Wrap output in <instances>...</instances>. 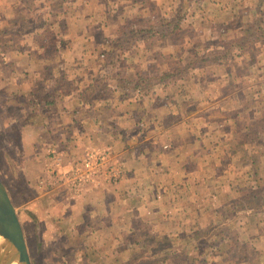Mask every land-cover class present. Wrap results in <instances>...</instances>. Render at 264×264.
Returning a JSON list of instances; mask_svg holds the SVG:
<instances>
[{
	"label": "crops",
	"instance_id": "crops-1",
	"mask_svg": "<svg viewBox=\"0 0 264 264\" xmlns=\"http://www.w3.org/2000/svg\"><path fill=\"white\" fill-rule=\"evenodd\" d=\"M29 2L38 24L9 50L15 66L2 68L0 80L3 96L18 106V128L7 130L22 150L12 161L33 164L60 128L68 151L90 139L109 144L124 168L117 185L77 197L55 188L20 205L51 258L78 261L86 244L110 264H264V206H234L264 188V37L251 25L264 19L257 7L264 2ZM170 19L181 20L174 39L149 37L150 27L170 31ZM126 38L123 48L117 41ZM168 64L188 67L144 96L119 99L112 91L115 74L133 79ZM97 74L110 78L114 99L109 110L91 112L104 101L102 91L94 96ZM86 85L91 91L83 94ZM36 168L37 178L30 172L28 179L37 190L43 170Z\"/></svg>",
	"mask_w": 264,
	"mask_h": 264
},
{
	"label": "rangeland",
	"instance_id": "rangeland-1",
	"mask_svg": "<svg viewBox=\"0 0 264 264\" xmlns=\"http://www.w3.org/2000/svg\"><path fill=\"white\" fill-rule=\"evenodd\" d=\"M260 2H264V0H259ZM255 2V1H254ZM25 7L28 9H23V6L21 5V2L17 4L16 0H0V80L2 81L3 76L5 75V71H13V65L14 63L11 61V55L9 53V48L8 44L11 43H16L19 45V37L24 35L33 25L38 21L36 16V10L32 9L31 5L33 4L32 2H29V0H24ZM32 13H30V10ZM61 9V6L59 7ZM39 18V17H38ZM192 33V32H191ZM14 36V38H13ZM9 38V39H8ZM8 39V44L6 43V40ZM6 43V44H5ZM92 47H89L88 49H85L87 52L88 58L92 55ZM22 61L23 62H29L30 60V55L29 56H22ZM15 66V65H14ZM4 70H3V69ZM3 70V71H2ZM24 74H26V71H23ZM264 74V73H263ZM96 78V91L94 93V96H98L100 92L104 89V83L107 82L109 84L110 78L105 76L104 74H97L94 76L93 79ZM264 80V76H263ZM88 81V80H87ZM4 88L0 86V180L4 184L8 195L11 199V202L13 206L15 207L17 216L19 218L23 234H24V239L25 243L27 246L28 254L30 257L31 264H110L109 261H107L104 257L99 256L98 254V248L95 246H90L85 244L84 248V255L81 254V251L79 250V259L76 261L75 258H69L66 261L60 260L59 257H55L54 260L51 258L50 254L47 253L45 240H43V246H45V249L42 247V242L39 241V235L36 231L35 226L33 225V222L30 220L34 219V216L30 215V213L25 211V208L21 207L22 203H24L26 200L30 198V196H33V193L36 192H46L51 190L49 187L46 189H41L38 187L36 188L34 186H31L30 180L28 179L30 172L36 177V172L37 168L40 165V169L43 170L46 161L52 155L53 153L50 152V150H58L59 152L63 151L64 153V160L67 159H72L76 160L75 158H79L81 155V152L84 150L85 146L90 144L94 147L100 148V149H110L111 151V156L114 159V161H117V165L121 170V177L122 178V173H123V164L121 161V158L119 155H117L116 152L110 147L109 144H98L92 141L90 139L88 143H85L84 146H82V150L79 152V149L76 148V146H73L72 152L68 151V149H71V146H68V139L63 135V130L60 128H56L54 130L53 136L49 139L47 142V145L45 150L43 148L42 152H37V156L34 159V162L32 164L31 161H28L24 164L18 163V160L16 159V163H14V157H18V153H20L19 150H22L14 144V141L18 140V137L14 136L17 135L15 133H12L11 131L7 130L8 125H10V129L16 130L18 126L13 124V121L15 120V113L17 112L18 109H16L18 106L15 105L10 101L9 98H5L3 96L4 93ZM109 93V90H107ZM249 95H251V92H249ZM261 95L264 97V81L262 85V91ZM5 98V100H4ZM96 103V102H95ZM93 104V103H92ZM3 107V108H2ZM91 111V110H90ZM92 112V111H91ZM6 127V128H4ZM73 137L70 140H76L78 139L77 134H72ZM85 136L89 137L88 135L85 134ZM11 141H9V139ZM8 139V142L6 141ZM2 141H5L4 143ZM67 142V143H66ZM70 144V143H69ZM9 146V147H8ZM2 148L6 150V152L2 151ZM15 148H18L19 150L16 151ZM25 151V149H23ZM23 152V151H22ZM25 153V152H23ZM39 159H38V158ZM41 161V162H40ZM18 163V164H17ZM42 176V174H41ZM39 176V179L40 177ZM38 179V180H39ZM37 180V181H38ZM120 180L117 182L113 181H108L104 182L101 181L97 186H89L86 188V190L91 188H97L100 185H117L119 184ZM37 184V183H36ZM102 185V186H104ZM59 190L62 192V194L65 197L73 196L77 197L79 195H73L72 192L68 190H64L63 188H59ZM84 192V191H83ZM17 193V194H16ZM70 199V198H69ZM69 201V200H68ZM20 206V207H19ZM233 214H227L225 215V218H229ZM31 222V224L29 223ZM58 246H61L59 243L57 244ZM74 248L76 246L74 245ZM61 249V248H60ZM42 250L44 251L42 253ZM100 250V249H99ZM54 261V262H53ZM63 262V263H61ZM142 264H152L149 262H144Z\"/></svg>",
	"mask_w": 264,
	"mask_h": 264
},
{
	"label": "trees",
	"instance_id": "trees-1",
	"mask_svg": "<svg viewBox=\"0 0 264 264\" xmlns=\"http://www.w3.org/2000/svg\"><path fill=\"white\" fill-rule=\"evenodd\" d=\"M61 4H62V1L60 2V5ZM257 7H259L260 9L261 16L264 17V8H262L261 5H257ZM180 22H181L180 19H170L169 21H166V25L172 27V29H170V31L168 32H166L165 29H161V28L157 30H155L156 28H153L155 30L154 31L151 29V27L147 29V32L150 34L149 37H154V36H157L158 38H166L167 36L170 37L172 33L179 28ZM37 24H38V21L34 23L33 25L36 26ZM33 25H31L30 28H32ZM251 25L255 27L256 31L260 30L261 32L259 35L261 37H264V19L263 18L260 24H257V22L254 21V23H251ZM28 31H30V29ZM128 35L129 37L135 36V35H141V32L131 33ZM171 37L172 39H174L173 35ZM8 39L6 40L7 44H8ZM126 41L127 43H125ZM117 43H119V45L121 46L123 45V48H126V44L131 43V40L126 38V39L118 40ZM17 46L18 45L14 42L11 44H8V48L10 50ZM173 65L174 64H168V66L164 68L153 67L151 69L141 71L139 73H136L133 79H128L126 77H123L121 74H115V76H113L112 78L118 82H116L115 85L112 86V91H117V93H119L118 95L119 99H126L129 96L132 97L133 94H137L138 96L147 95L158 85L164 86V85L172 84L176 82L177 79L181 75H183V73L186 71V67H188V65H186L184 68H180V67H176ZM106 84L107 85H105L104 89L102 90V94H103L102 96L104 97V101L96 106H94V104H91L88 107L89 110L99 112V111L109 110L111 108V103L114 99V96H112L110 93L107 92L110 86L108 83ZM88 91H91V88L89 85H86L82 93L84 94L85 92H88ZM256 187H257V191L252 192L247 197H244V199H237L236 201H234L235 203L234 206H239L240 208H244V209L245 208L252 209L258 206L260 207L264 206V197L257 196L258 193L264 192V188L260 185H257Z\"/></svg>",
	"mask_w": 264,
	"mask_h": 264
},
{
	"label": "built area",
	"instance_id": "built-area-1",
	"mask_svg": "<svg viewBox=\"0 0 264 264\" xmlns=\"http://www.w3.org/2000/svg\"><path fill=\"white\" fill-rule=\"evenodd\" d=\"M50 152L53 154L46 161L43 174L37 181L41 189L63 188L73 195H79L101 181L120 180L121 170L108 148L100 149L88 144L76 160L67 159V156L64 160L63 151L52 149Z\"/></svg>",
	"mask_w": 264,
	"mask_h": 264
},
{
	"label": "water",
	"instance_id": "water-1",
	"mask_svg": "<svg viewBox=\"0 0 264 264\" xmlns=\"http://www.w3.org/2000/svg\"><path fill=\"white\" fill-rule=\"evenodd\" d=\"M31 264L15 207L0 180V264Z\"/></svg>",
	"mask_w": 264,
	"mask_h": 264
},
{
	"label": "bare ground",
	"instance_id": "bare-ground-1",
	"mask_svg": "<svg viewBox=\"0 0 264 264\" xmlns=\"http://www.w3.org/2000/svg\"><path fill=\"white\" fill-rule=\"evenodd\" d=\"M13 264H15V263H13Z\"/></svg>",
	"mask_w": 264,
	"mask_h": 264
}]
</instances>
